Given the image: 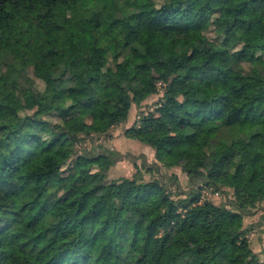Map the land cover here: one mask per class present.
<instances>
[{
	"label": "trees",
	"instance_id": "trees-1",
	"mask_svg": "<svg viewBox=\"0 0 264 264\" xmlns=\"http://www.w3.org/2000/svg\"><path fill=\"white\" fill-rule=\"evenodd\" d=\"M65 1L0 0V264H264V0Z\"/></svg>",
	"mask_w": 264,
	"mask_h": 264
},
{
	"label": "rangeland",
	"instance_id": "rangeland-1",
	"mask_svg": "<svg viewBox=\"0 0 264 264\" xmlns=\"http://www.w3.org/2000/svg\"><path fill=\"white\" fill-rule=\"evenodd\" d=\"M61 7L64 8L61 11H63L65 14H69L71 11V1H65ZM160 87L161 86L158 83L156 86V89H158V94L147 95L146 101L141 105L142 109L149 108L150 110H152L153 105L161 96ZM139 112L140 108H137L133 105L129 112L126 124L112 130L108 137L101 138L98 136H93V139L96 140V144H99L102 147L104 146L110 151L118 152L123 157H125L124 160L119 161L114 167L110 169L108 174L110 179H115L118 177L130 178L138 169L143 168V163L149 165L151 162H153V151H151L149 147H147L142 142L144 139H140L141 141H133L127 139L124 136V130L135 123ZM173 132H175V130H173ZM78 152L81 151L78 150ZM129 157H131V159H129ZM173 173H175V175L177 176L180 186L182 188H186V175L182 173L179 169H173L167 172L168 175H171ZM146 177L148 178L147 175ZM171 181L173 182V180ZM260 208L263 209H257L252 215V217L245 219V225H253L251 233L249 234V238L251 239L252 247L258 252H262L264 250V205L260 206Z\"/></svg>",
	"mask_w": 264,
	"mask_h": 264
}]
</instances>
